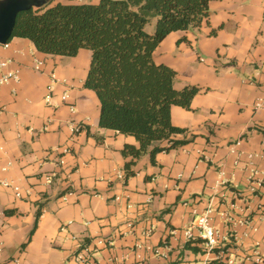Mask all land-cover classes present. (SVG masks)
Here are the masks:
<instances>
[{"label": "crops", "instance_id": "obj_1", "mask_svg": "<svg viewBox=\"0 0 264 264\" xmlns=\"http://www.w3.org/2000/svg\"><path fill=\"white\" fill-rule=\"evenodd\" d=\"M0 54L20 67L17 81L0 86V264H81L73 258L79 244L96 264H222L193 227L192 209L209 205L227 255L237 264H256L253 249L264 255V108H253L264 93V0H212L208 23L159 43L154 60L177 72L175 87L201 88L190 109L171 107V123L195 137L158 152L155 163L141 157L126 182L121 149L135 141L99 127V101L83 86L90 51L48 55L13 37ZM71 123L81 130L71 133ZM235 142L252 159L243 153L234 165Z\"/></svg>", "mask_w": 264, "mask_h": 264}, {"label": "trees", "instance_id": "obj_2", "mask_svg": "<svg viewBox=\"0 0 264 264\" xmlns=\"http://www.w3.org/2000/svg\"><path fill=\"white\" fill-rule=\"evenodd\" d=\"M210 1L48 0L17 14L8 41L26 38L48 55L75 56L80 49L90 51L83 86L99 101L98 125L135 141L124 143L121 149L126 182L135 174V164L141 157L148 155L155 163L158 152L176 149L195 137L171 123V107L190 109L201 88H176L177 72L157 63L154 51L171 32H185L208 23ZM180 40H186L185 35ZM4 214L13 211L5 210ZM39 214L40 209L36 222Z\"/></svg>", "mask_w": 264, "mask_h": 264}, {"label": "built area", "instance_id": "obj_3", "mask_svg": "<svg viewBox=\"0 0 264 264\" xmlns=\"http://www.w3.org/2000/svg\"><path fill=\"white\" fill-rule=\"evenodd\" d=\"M10 45V41H7L4 44H0V47L7 48ZM34 69L39 70L40 67L42 66L43 62L40 59L34 58ZM262 65L264 66V61H262ZM19 74H20V67L15 65L13 59L5 57L0 54V86L8 84L10 82L17 81L19 79ZM51 81H58L54 73H51L50 75ZM52 91V84L50 83L47 86V94L45 96V101L47 103L50 101V92ZM68 94L67 92H63L60 95V100L63 103L67 102ZM69 110L73 113L75 112V108L73 105H69ZM253 108L255 110H260L264 108V93L259 95L258 97L255 98L253 102ZM82 128V123L77 124V123H71L70 124V131L71 133L75 134L78 133ZM239 142H235L230 144V152L234 153L236 155V158L234 160V165H237L239 163V156L243 154L244 152L239 151L236 149L237 145ZM2 146L0 145V150H2ZM59 147H55L53 150H57ZM62 152L66 153L68 151L67 148L63 147ZM262 153L264 154V148L262 150ZM248 160L252 159L254 154L252 153H244ZM10 164V162L7 163V166ZM59 164H63V159H59ZM7 166H4L2 169H6ZM219 176L220 180L218 184H224L226 182L225 179H221L222 176H224V171L222 169L219 170ZM119 178H123L122 173H118ZM5 186H12L13 189L15 190V194L17 196L20 195L19 193V188L15 185H11V183L2 181L1 182ZM251 186V190H252ZM233 206V204H231ZM192 213L194 214L193 218V227L197 229L200 233V237L204 241V248L206 253L208 254H213L215 255L216 258L222 259V264H237L236 259L232 257L231 255H227L229 252V247L225 245V242L227 240V235H225L217 226L213 224V209L209 205L202 211H197L196 209H192ZM261 215L262 218L264 219V208H261ZM230 219V218H229ZM232 220V219H230ZM243 223L247 224L248 226L249 221H242ZM251 228L253 230H256V228L252 225ZM185 236L187 238H191L193 236L192 234V229L187 228L184 231ZM136 247H141L140 243L136 244ZM155 253H159L160 255H163V253H160L159 249L155 250ZM253 256H254V262L256 264H264V255L259 253L257 249H253L252 251ZM73 258L78 261L81 264H96L94 260L91 257L90 250L88 245L86 244H79L77 247V251L73 255Z\"/></svg>", "mask_w": 264, "mask_h": 264}, {"label": "water", "instance_id": "obj_4", "mask_svg": "<svg viewBox=\"0 0 264 264\" xmlns=\"http://www.w3.org/2000/svg\"><path fill=\"white\" fill-rule=\"evenodd\" d=\"M48 0H0V44L6 43L12 33L19 12L40 7Z\"/></svg>", "mask_w": 264, "mask_h": 264}]
</instances>
